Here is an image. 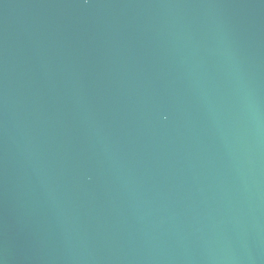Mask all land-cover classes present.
Listing matches in <instances>:
<instances>
[{
  "label": "water",
  "instance_id": "water-1",
  "mask_svg": "<svg viewBox=\"0 0 264 264\" xmlns=\"http://www.w3.org/2000/svg\"><path fill=\"white\" fill-rule=\"evenodd\" d=\"M0 264H264V0H0Z\"/></svg>",
  "mask_w": 264,
  "mask_h": 264
}]
</instances>
